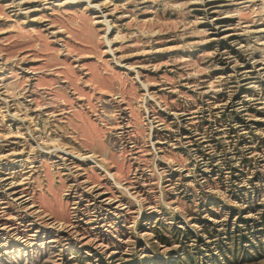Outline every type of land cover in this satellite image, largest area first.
<instances>
[{
	"label": "rangeland",
	"instance_id": "1",
	"mask_svg": "<svg viewBox=\"0 0 264 264\" xmlns=\"http://www.w3.org/2000/svg\"><path fill=\"white\" fill-rule=\"evenodd\" d=\"M0 264H264V0H0Z\"/></svg>",
	"mask_w": 264,
	"mask_h": 264
}]
</instances>
